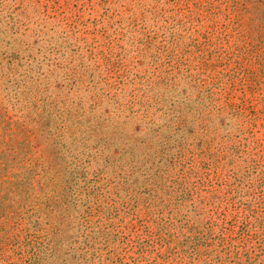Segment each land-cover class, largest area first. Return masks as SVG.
<instances>
[{
	"label": "rangeland",
	"instance_id": "rangeland-1",
	"mask_svg": "<svg viewBox=\"0 0 264 264\" xmlns=\"http://www.w3.org/2000/svg\"><path fill=\"white\" fill-rule=\"evenodd\" d=\"M0 264H264V0H0Z\"/></svg>",
	"mask_w": 264,
	"mask_h": 264
}]
</instances>
